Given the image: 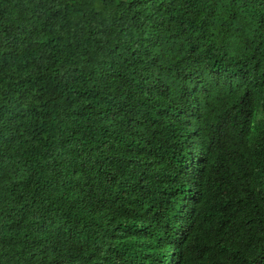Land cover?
Masks as SVG:
<instances>
[{
    "label": "trees",
    "instance_id": "16d2710c",
    "mask_svg": "<svg viewBox=\"0 0 264 264\" xmlns=\"http://www.w3.org/2000/svg\"><path fill=\"white\" fill-rule=\"evenodd\" d=\"M0 264H264V0H0Z\"/></svg>",
    "mask_w": 264,
    "mask_h": 264
}]
</instances>
